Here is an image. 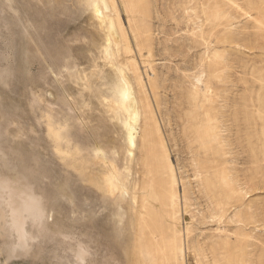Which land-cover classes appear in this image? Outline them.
Returning a JSON list of instances; mask_svg holds the SVG:
<instances>
[{"label": "rangeland", "instance_id": "rangeland-1", "mask_svg": "<svg viewBox=\"0 0 264 264\" xmlns=\"http://www.w3.org/2000/svg\"><path fill=\"white\" fill-rule=\"evenodd\" d=\"M0 166V264H264V0H0Z\"/></svg>", "mask_w": 264, "mask_h": 264}, {"label": "bare ground", "instance_id": "bare-ground-1", "mask_svg": "<svg viewBox=\"0 0 264 264\" xmlns=\"http://www.w3.org/2000/svg\"><path fill=\"white\" fill-rule=\"evenodd\" d=\"M94 13H95V15L101 16V10H100L99 6H96V8L94 9ZM99 20H101V23H103V19H99ZM109 34H110V37H112V38L115 37V31H114V27L112 24H110ZM108 41H109V39H108ZM109 45H110V43H109ZM125 77L126 76L123 77L122 84L120 86H118L119 88L117 89V93L119 95V98L116 100V105L119 106L120 108H122L124 110V112L126 113V116H127L126 120L123 123H124V127L127 131V136H125V137H127L125 140V143L128 146V150H127L128 153L127 154L129 155V158H130V156L133 157V150L136 149L135 135H136V127H137L138 122H139V112L136 108L135 100L132 97L130 87L128 86L129 84L126 81ZM140 82H141V84L143 83L141 79H140ZM4 161H2V163H1L2 166H5L6 169L9 167L11 168V166L7 162H4ZM18 182H20V181L18 180ZM4 184H5V187L2 186V189L4 187V188L8 189L7 191H9V196H8L9 198L7 199L8 200L7 204L9 207L8 206L7 207H8V209H10V210H8V211H10V217H11V223L10 224H11V227L14 229V232L16 233V237H17V243H16V245L13 246V249H16V248L21 249V248L27 247V238H26L25 231H24L25 217L30 218L32 223H34V226L37 225V227L42 229L44 227L42 225L44 222L43 221L44 220L43 219L44 218V212H43L44 209L41 207L42 205H40L39 198L34 196L33 193L30 192V190L28 191L27 185L25 183L21 184L23 186H12L9 184V182L7 183V181H5ZM0 191H1V188H0ZM2 192H3V190H2ZM0 197H2L1 194H0ZM161 200H162V205H164V206H172L173 208L176 206V201H175L174 195H169L167 200L166 199H161ZM140 218H141L142 224L145 227H148L147 223L145 221V215L141 214ZM44 229H45V227H44ZM153 235H156V234L153 233ZM28 237H29V235H28ZM157 245H159V251L156 249V247L154 246L153 243H149L148 246L145 247V252L152 257L151 264L154 263L155 259L163 258V255L166 252V245L164 244L163 240H161L160 242L158 241ZM77 256H78V259L82 261L84 259V252L82 250L79 251ZM180 256H182V250H180ZM159 262L162 263L163 262L162 259H160Z\"/></svg>", "mask_w": 264, "mask_h": 264}, {"label": "water", "instance_id": "water-1", "mask_svg": "<svg viewBox=\"0 0 264 264\" xmlns=\"http://www.w3.org/2000/svg\"><path fill=\"white\" fill-rule=\"evenodd\" d=\"M15 71H16V69H15ZM24 162H25V159L23 158L22 160H20V164H21V166H23L24 165ZM14 167H16V164H15V166ZM28 173V172H27ZM27 173H25L26 174V176H28L27 175ZM29 174V173H28ZM33 175H34V173H33Z\"/></svg>", "mask_w": 264, "mask_h": 264}]
</instances>
